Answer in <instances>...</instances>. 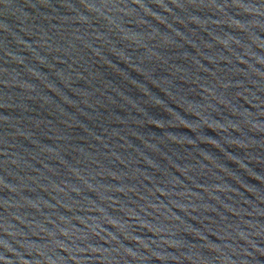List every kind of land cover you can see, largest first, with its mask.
<instances>
[{"label":"water","instance_id":"obj_1","mask_svg":"<svg viewBox=\"0 0 264 264\" xmlns=\"http://www.w3.org/2000/svg\"><path fill=\"white\" fill-rule=\"evenodd\" d=\"M0 264H264V0H0Z\"/></svg>","mask_w":264,"mask_h":264}]
</instances>
